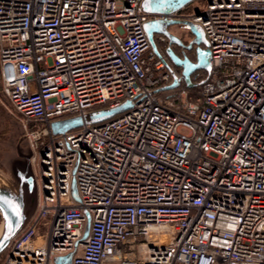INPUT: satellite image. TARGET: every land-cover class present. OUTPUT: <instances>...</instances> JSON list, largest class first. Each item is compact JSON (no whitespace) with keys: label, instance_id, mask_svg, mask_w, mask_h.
<instances>
[{"label":"built area","instance_id":"obj_1","mask_svg":"<svg viewBox=\"0 0 264 264\" xmlns=\"http://www.w3.org/2000/svg\"><path fill=\"white\" fill-rule=\"evenodd\" d=\"M199 3L156 14L142 0H0V91L37 182L0 264H56L72 250L71 264H264V0ZM162 16L205 31L211 68L194 86L162 89L181 74L145 28Z\"/></svg>","mask_w":264,"mask_h":264},{"label":"water","instance_id":"obj_2","mask_svg":"<svg viewBox=\"0 0 264 264\" xmlns=\"http://www.w3.org/2000/svg\"><path fill=\"white\" fill-rule=\"evenodd\" d=\"M192 1L194 0H142V6L149 13L168 14L185 7ZM172 24H183L188 27L194 35L188 44H185L181 37L169 29ZM145 28L154 50L160 55L154 38L155 34L162 33L169 39L166 53L176 66L181 67V74L174 73L173 81L162 89L174 88L181 83L182 79L188 86H194L196 83L192 81V73L197 69L210 70L211 50L201 24L188 19L162 16L148 20ZM174 43L183 46V56L174 51L172 47ZM193 45H195V60L191 59L185 51V49L192 48ZM129 106V102H124L120 106L97 109L83 116L76 115L54 120L51 127L54 133H64L81 126L84 122L94 123L106 120ZM9 146L10 150L6 153L3 163L4 168L0 167V255L8 243L27 224L37 205V182L31 160L33 151L23 128L19 139L16 142L11 140ZM72 194L77 200H80L75 177L72 180ZM90 227L91 216L87 213L83 238L88 236ZM74 253L75 250H72L67 254L57 256L56 264H71Z\"/></svg>","mask_w":264,"mask_h":264},{"label":"rangeland","instance_id":"obj_3","mask_svg":"<svg viewBox=\"0 0 264 264\" xmlns=\"http://www.w3.org/2000/svg\"><path fill=\"white\" fill-rule=\"evenodd\" d=\"M196 9L200 8L199 0L194 1ZM171 29L174 33L182 36H187L186 27L182 24H173ZM0 167L4 168V160L6 153L10 150L9 142L14 140L15 142L19 139V136L22 133V124L21 122L10 112L7 108L9 103L7 99L2 95L0 91ZM22 126V127H21ZM34 213V212H33ZM1 221V215H0Z\"/></svg>","mask_w":264,"mask_h":264},{"label":"flooded vegetation","instance_id":"obj_4","mask_svg":"<svg viewBox=\"0 0 264 264\" xmlns=\"http://www.w3.org/2000/svg\"><path fill=\"white\" fill-rule=\"evenodd\" d=\"M173 25V24H172ZM183 25V24H182ZM185 27H186V30H187V36L185 37V36H182V35H178V34H176V35H178L179 37H181L182 38V40H183V42L185 43V44H188V42L192 39V37L194 36L190 31H189V29H188V27L186 26V25H184ZM169 29L172 31V29H171V25L169 26ZM173 32V31H172ZM174 33V32H173ZM154 38H155V42H156V45H157V48H158V50L160 51V52H162V48L165 46V48H167L168 47V45H169V39L168 38H166V41L165 42H161V41H159V36H158V33H156L155 34V36H154ZM172 47H173V49H174V51L178 54V55H180V56H183V46H181V45H179V44H172ZM185 51H186V53H187V55L191 58V59H193V60H195V58H196V53H195V45H193V47L192 48H190V49H185ZM199 72H202L203 70L202 69H197Z\"/></svg>","mask_w":264,"mask_h":264},{"label":"trees","instance_id":"obj_5","mask_svg":"<svg viewBox=\"0 0 264 264\" xmlns=\"http://www.w3.org/2000/svg\"><path fill=\"white\" fill-rule=\"evenodd\" d=\"M194 1H195V0H194ZM194 1L188 3V4L185 6V9H184V10H186V11H188V10H193V8L195 7V5H194Z\"/></svg>","mask_w":264,"mask_h":264}]
</instances>
